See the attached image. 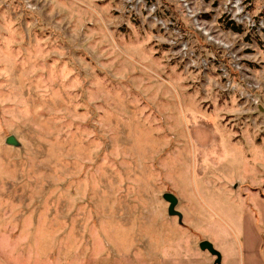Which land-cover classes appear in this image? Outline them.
Wrapping results in <instances>:
<instances>
[{"label": "rangeland", "instance_id": "374dc122", "mask_svg": "<svg viewBox=\"0 0 264 264\" xmlns=\"http://www.w3.org/2000/svg\"><path fill=\"white\" fill-rule=\"evenodd\" d=\"M135 1L0 0V264L264 245V0Z\"/></svg>", "mask_w": 264, "mask_h": 264}, {"label": "water", "instance_id": "95a60500", "mask_svg": "<svg viewBox=\"0 0 264 264\" xmlns=\"http://www.w3.org/2000/svg\"><path fill=\"white\" fill-rule=\"evenodd\" d=\"M6 144L13 147H19L18 141L14 136H9L6 140ZM163 200L168 203L167 213L170 217H176L178 223L182 224V214L176 210L178 199L171 193H164L162 195ZM198 247L200 251L209 253L214 258L213 264H222L221 254L214 248V246L207 240L199 242Z\"/></svg>", "mask_w": 264, "mask_h": 264}, {"label": "crops", "instance_id": "0c3cea01", "mask_svg": "<svg viewBox=\"0 0 264 264\" xmlns=\"http://www.w3.org/2000/svg\"><path fill=\"white\" fill-rule=\"evenodd\" d=\"M243 244V248L241 249L242 252V258H241V264H264V245H261V241L260 239H258V242L256 244L255 249H250L248 248V245H246L245 240L243 239L242 242ZM262 247V252L263 255L262 257L258 254V248ZM222 257V262L224 263L225 261L229 262L228 257H224L221 254ZM226 258V260H225ZM206 259V263L205 264H209L210 260Z\"/></svg>", "mask_w": 264, "mask_h": 264}, {"label": "built area", "instance_id": "2783aa9c", "mask_svg": "<svg viewBox=\"0 0 264 264\" xmlns=\"http://www.w3.org/2000/svg\"><path fill=\"white\" fill-rule=\"evenodd\" d=\"M128 2H130V1H128ZM183 2L185 3L186 1L183 0ZM134 5L135 6H138L139 14L142 15L143 13H145L146 17H152V15H154V18H157L155 16V11H156V6L155 5H151V4L147 5V3H145L143 0H137V1H135L134 2ZM185 5L187 6L188 4L185 3ZM234 7L237 8V9H239L240 4L237 3V2H235V6ZM238 15L241 16L240 19L238 20L239 22H241V23H244L245 22L249 26H255V24L253 23V21L249 17L243 15L242 10L238 12Z\"/></svg>", "mask_w": 264, "mask_h": 264}, {"label": "trees", "instance_id": "16d2710c", "mask_svg": "<svg viewBox=\"0 0 264 264\" xmlns=\"http://www.w3.org/2000/svg\"><path fill=\"white\" fill-rule=\"evenodd\" d=\"M230 24H231V23H230ZM230 26H231V28L233 29V31H236V32H240V31H241V29H240L239 27H236V26L233 25V24H231Z\"/></svg>", "mask_w": 264, "mask_h": 264}]
</instances>
